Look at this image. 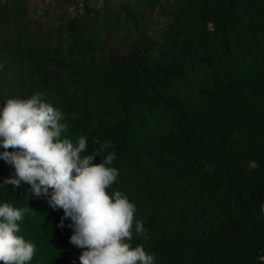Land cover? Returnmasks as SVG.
Here are the masks:
<instances>
[{
  "label": "trees",
  "instance_id": "16d2710c",
  "mask_svg": "<svg viewBox=\"0 0 264 264\" xmlns=\"http://www.w3.org/2000/svg\"><path fill=\"white\" fill-rule=\"evenodd\" d=\"M27 1L0 0V108L39 92L85 154L108 141L106 193L136 205L131 245L156 264H264V0ZM28 188L0 203L32 210L30 264H79L69 220Z\"/></svg>",
  "mask_w": 264,
  "mask_h": 264
},
{
  "label": "clouds",
  "instance_id": "9594fccd",
  "mask_svg": "<svg viewBox=\"0 0 264 264\" xmlns=\"http://www.w3.org/2000/svg\"><path fill=\"white\" fill-rule=\"evenodd\" d=\"M60 110L43 99L42 93L29 98H11L0 108V160L12 174L0 181V188L22 183L33 197H45L54 211L62 210L57 225L69 220V243L80 249L79 264H156L142 244L132 247L133 232L147 240L143 221L136 219V205L120 191L106 193L117 179V159L108 151V141L85 154L87 138L75 143L62 136L67 125ZM11 148L12 151H8ZM99 157V162H94ZM264 209V208H263ZM32 211L0 203V264H30L36 246L22 235L20 223Z\"/></svg>",
  "mask_w": 264,
  "mask_h": 264
},
{
  "label": "rangeland",
  "instance_id": "374dc122",
  "mask_svg": "<svg viewBox=\"0 0 264 264\" xmlns=\"http://www.w3.org/2000/svg\"><path fill=\"white\" fill-rule=\"evenodd\" d=\"M49 0H28L27 3L29 5L30 11H34L36 15H40L41 13H45L44 9L47 10V3ZM93 4L98 5L101 0H90ZM68 12H72V8L68 9ZM43 20H53V15H43L40 17Z\"/></svg>",
  "mask_w": 264,
  "mask_h": 264
}]
</instances>
